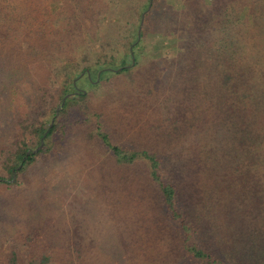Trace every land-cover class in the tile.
<instances>
[{"label":"trees","instance_id":"1","mask_svg":"<svg viewBox=\"0 0 264 264\" xmlns=\"http://www.w3.org/2000/svg\"><path fill=\"white\" fill-rule=\"evenodd\" d=\"M88 202L118 264H264V0H0V264H99Z\"/></svg>","mask_w":264,"mask_h":264},{"label":"rangeland","instance_id":"2","mask_svg":"<svg viewBox=\"0 0 264 264\" xmlns=\"http://www.w3.org/2000/svg\"><path fill=\"white\" fill-rule=\"evenodd\" d=\"M63 1L65 3L69 2V0ZM153 37L154 43L158 45V48H156V50L152 52H154L155 55L163 59L164 64H168L171 60H175L178 57L179 51L180 49H182L181 46L179 48V46L173 44L170 38L161 35H154ZM34 73H36L35 75L41 82L45 81L46 73L42 68H37ZM71 94L72 93H70L69 96H71ZM186 101L189 102L188 97L183 96L179 97L178 100H176L177 104H183ZM123 110H125V108ZM57 115L58 114H56V116ZM52 122H54V119H52ZM55 161L56 162H54V160H51L49 162L50 165H48L49 167L38 166L41 170V174L43 175L39 180H37V184L39 186L46 187V189L50 190L52 193L54 191L58 193H63L64 191H66V183H69L71 186H74L76 184L80 185V181L78 180L79 178H77L80 170L78 169V166L74 163V160L65 157L60 160L56 159ZM85 208L88 219L86 227L88 232L90 233V236L94 238L97 249L100 253L99 264L120 263L122 260L121 248L117 244L115 239L110 236L107 232L106 225L98 216L94 204L92 202H88L85 204Z\"/></svg>","mask_w":264,"mask_h":264},{"label":"water","instance_id":"3","mask_svg":"<svg viewBox=\"0 0 264 264\" xmlns=\"http://www.w3.org/2000/svg\"><path fill=\"white\" fill-rule=\"evenodd\" d=\"M68 97H69V94L66 95V96L64 97V100L62 101L61 105H59L58 108H57V113H56V114H58V112L63 108V106H64L65 103H66V99H67ZM52 124H53V122H52ZM44 138H45V136L42 138V143H41V145H40L36 150H34L35 152L38 151V150L43 146ZM27 154L29 155V154H30V151H28Z\"/></svg>","mask_w":264,"mask_h":264}]
</instances>
